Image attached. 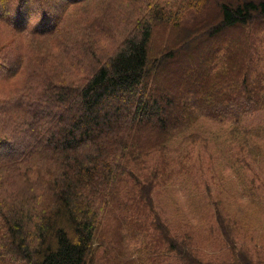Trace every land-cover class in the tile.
<instances>
[{"label": "rangeland", "instance_id": "374dc122", "mask_svg": "<svg viewBox=\"0 0 264 264\" xmlns=\"http://www.w3.org/2000/svg\"><path fill=\"white\" fill-rule=\"evenodd\" d=\"M138 1L77 7L48 39L27 32L13 35L0 22V64L7 52H37L41 62L34 56L36 65L79 81L82 59L92 58L90 52L71 58L69 44L80 39L78 26L84 28L89 19L83 8L109 13L101 48L94 47L102 57L126 37L120 20L140 18ZM141 1L158 14L152 17L151 64L170 52L179 54L177 68L171 67L170 74L161 68L158 80L174 93L182 92L184 84L194 86L179 101L175 125L166 132L138 135L136 148L142 152L123 162L88 264H264V110L241 117L215 112L221 105L238 106L249 99L264 103V19L215 35L220 0ZM17 2L12 0V9ZM26 11L12 15V27L23 26ZM41 16L37 12L30 25L40 33L50 29ZM5 42L10 45L3 50ZM1 84L0 97L8 96L9 84L4 89Z\"/></svg>", "mask_w": 264, "mask_h": 264}, {"label": "trees", "instance_id": "16d2710c", "mask_svg": "<svg viewBox=\"0 0 264 264\" xmlns=\"http://www.w3.org/2000/svg\"><path fill=\"white\" fill-rule=\"evenodd\" d=\"M17 1L12 9V0H0V22L13 35L27 32L48 39L77 7L115 0ZM218 6L221 23L215 35L264 19V0H220ZM149 7L139 0L140 18L120 20L126 37L102 57L94 47L101 48L109 13L83 8L89 19L84 28L78 26L80 39L69 44L71 58L86 52L92 58L82 59L79 81L36 65L34 56L41 62L37 52L3 54L0 84L8 83L11 93L0 97V264H88L123 162L142 152L136 148L138 135L166 132L177 122L179 101L194 85L184 84L178 94L158 80L162 70L170 74L171 67L177 68L179 54L170 52L151 64L152 17L158 14ZM22 10H27L23 26L12 27L10 19ZM37 12L48 20L49 30L40 33L30 26ZM9 45L5 42L3 50ZM228 105L215 112L241 117L264 110L258 100ZM171 237L166 239L173 245Z\"/></svg>", "mask_w": 264, "mask_h": 264}]
</instances>
